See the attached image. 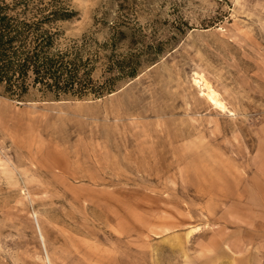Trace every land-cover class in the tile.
I'll return each mask as SVG.
<instances>
[{
  "label": "rangeland",
  "instance_id": "374dc122",
  "mask_svg": "<svg viewBox=\"0 0 264 264\" xmlns=\"http://www.w3.org/2000/svg\"><path fill=\"white\" fill-rule=\"evenodd\" d=\"M30 3L72 13L59 45L98 53V82L138 74L0 88V264H264V0Z\"/></svg>",
  "mask_w": 264,
  "mask_h": 264
},
{
  "label": "trees",
  "instance_id": "16d2710c",
  "mask_svg": "<svg viewBox=\"0 0 264 264\" xmlns=\"http://www.w3.org/2000/svg\"><path fill=\"white\" fill-rule=\"evenodd\" d=\"M30 2L0 0V88L5 95L22 101L36 89L56 97L101 98L123 79L137 77L134 65L111 62L108 72L117 70L116 74L95 80L98 53H87L86 45H59L58 24L71 19L72 13L34 9ZM119 39L115 37L112 45Z\"/></svg>",
  "mask_w": 264,
  "mask_h": 264
},
{
  "label": "bare ground",
  "instance_id": "6f19581e",
  "mask_svg": "<svg viewBox=\"0 0 264 264\" xmlns=\"http://www.w3.org/2000/svg\"><path fill=\"white\" fill-rule=\"evenodd\" d=\"M195 82L203 87L202 89L205 91V96L211 103H213L217 108L223 111L226 110V107L222 104L218 93L213 88V86L205 79L204 76L198 74V77L195 79Z\"/></svg>",
  "mask_w": 264,
  "mask_h": 264
}]
</instances>
